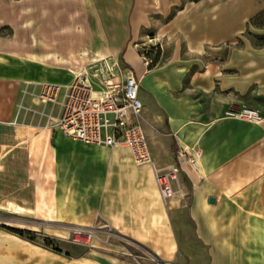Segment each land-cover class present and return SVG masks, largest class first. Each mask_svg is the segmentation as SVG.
<instances>
[{
  "label": "crops",
  "instance_id": "1",
  "mask_svg": "<svg viewBox=\"0 0 264 264\" xmlns=\"http://www.w3.org/2000/svg\"><path fill=\"white\" fill-rule=\"evenodd\" d=\"M237 1L234 24L216 16L222 0H0V174L4 160H26L18 182L0 176V217L28 215L48 231L109 224L144 261L264 264V115L226 114L264 111V42L242 35L264 0ZM250 31L264 37V27ZM236 37L238 46L217 53ZM10 42H30L29 56L9 52ZM139 42L180 46L150 64ZM103 58L138 81L151 155L159 166L178 164L184 199L164 205L148 164H135L123 145L68 138L54 126L59 104L35 98L40 83L64 86ZM179 148L199 150L198 167L176 157ZM40 250L0 229V264H53L41 263ZM100 252L95 264H136Z\"/></svg>",
  "mask_w": 264,
  "mask_h": 264
},
{
  "label": "built area",
  "instance_id": "2",
  "mask_svg": "<svg viewBox=\"0 0 264 264\" xmlns=\"http://www.w3.org/2000/svg\"><path fill=\"white\" fill-rule=\"evenodd\" d=\"M40 86L38 96L43 103L59 104L54 126L64 135L72 140L109 148L126 146L135 164H148L151 167L164 205L186 197L181 187L178 164L172 162L159 166L152 157L147 135L140 122L142 102L138 96V81L131 73H124L118 62L99 59L74 73L67 85L40 83ZM61 90L62 99L58 102ZM226 114L249 121H259L263 116L259 110L247 107L230 108ZM175 154L176 157H185L194 168L198 167L199 150L179 148ZM56 237L79 246L103 251L115 249L123 255L135 259L139 257L129 245L139 246L109 224H67L60 226V233Z\"/></svg>",
  "mask_w": 264,
  "mask_h": 264
},
{
  "label": "rangeland",
  "instance_id": "3",
  "mask_svg": "<svg viewBox=\"0 0 264 264\" xmlns=\"http://www.w3.org/2000/svg\"><path fill=\"white\" fill-rule=\"evenodd\" d=\"M242 8H243V5H241V3H238L237 0H233V1L232 0L231 1L222 0V2L218 5L216 9V10H219L216 13V16H218L219 19H225V21H228V22L230 21L234 24L235 23L237 24L239 21V17L241 16ZM259 12H261V14L257 15L255 19H253V17L257 13L249 18V22H250L249 29H247L242 35L250 37L255 43L260 44L264 42V37L257 36L250 31L253 28L264 27V8L260 10ZM238 41H239V37L234 38L232 42H227V44L223 45V48L221 47V49H218L217 53L220 55L227 54L229 46H232V47L238 46L239 45ZM176 45L180 46V42H139L138 48H139V54L143 58V60L149 61L150 64H152V62L159 59V57L162 55L173 54ZM7 50L11 53L29 56L30 42H10V45L7 46ZM198 54L201 55L205 53L204 51L200 50ZM95 61H91V62H95ZM91 62H87L83 66L88 67ZM118 65L121 68H124V64L121 61H118ZM42 83H48V82H42ZM40 88L41 86L39 84V90L37 94L34 96L40 103L47 104V103H43L38 96ZM238 109H241V108H238ZM259 112L262 115H264V111H259ZM25 161H26L25 159H22L21 161L17 160L16 165H15L14 160H11V159L4 160V169H3L4 171L2 170L3 173H1L0 176L3 179L6 178L7 181L9 182L16 181L15 178H17V182H18L19 181L18 179L21 178L20 174L18 173L19 171L25 170V164H26ZM15 170H17L16 174L14 173ZM24 181H25V176H24ZM41 193L44 194V192H41ZM24 194L26 195L28 193H24ZM2 212L4 211L0 209L1 214ZM32 221H36V222H32ZM32 224L39 225L40 227L38 229H33L31 226ZM46 225L47 224H43L41 220H37L34 217L23 215V214L21 215L17 213H9V216H7L6 218L0 217V229L11 232L8 229V227H11V228H19L27 232L22 237L25 238L30 243H33L40 247L41 263L42 262L46 263V262H50L53 260L54 261L53 264H95L97 261L96 258L101 253L100 251L107 252L108 254L110 253L109 255H113V253L114 255L121 254L120 252H118V250H115V249L114 251H110V250L103 251V250H98L96 248H90V247H84V246L72 244L65 239L56 237L57 232L56 233L54 232L60 231V228H58L57 230L54 229V230L48 231L46 229ZM56 227H57L56 225H53V228H56ZM34 230H39V231H34ZM129 248L132 250L134 254L139 255L137 259L133 258L136 260V264H161L160 261L155 257L154 258L151 257L149 261H146V260L144 261L143 258L146 255L142 251L141 248H137L132 245H129ZM6 256L8 259H14L13 254L6 255Z\"/></svg>",
  "mask_w": 264,
  "mask_h": 264
},
{
  "label": "trees",
  "instance_id": "4",
  "mask_svg": "<svg viewBox=\"0 0 264 264\" xmlns=\"http://www.w3.org/2000/svg\"><path fill=\"white\" fill-rule=\"evenodd\" d=\"M261 14V12L257 13L253 19H255L257 17V15ZM251 20V19H250ZM8 229L12 232V233H15L19 236H23L25 233H27L25 230H22V229H19V228H11V227H8Z\"/></svg>",
  "mask_w": 264,
  "mask_h": 264
},
{
  "label": "water",
  "instance_id": "5",
  "mask_svg": "<svg viewBox=\"0 0 264 264\" xmlns=\"http://www.w3.org/2000/svg\"><path fill=\"white\" fill-rule=\"evenodd\" d=\"M209 201H210V202H213V201H214V198H213V197H210V198H209Z\"/></svg>",
  "mask_w": 264,
  "mask_h": 264
},
{
  "label": "bare ground",
  "instance_id": "6",
  "mask_svg": "<svg viewBox=\"0 0 264 264\" xmlns=\"http://www.w3.org/2000/svg\"><path fill=\"white\" fill-rule=\"evenodd\" d=\"M19 223V222H18Z\"/></svg>",
  "mask_w": 264,
  "mask_h": 264
}]
</instances>
